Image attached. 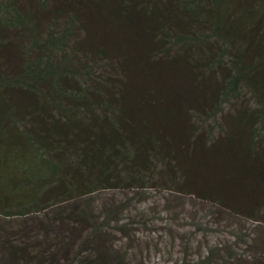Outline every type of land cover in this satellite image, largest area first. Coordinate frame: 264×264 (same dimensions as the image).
I'll list each match as a JSON object with an SVG mask.
<instances>
[{
  "label": "trees",
  "instance_id": "obj_1",
  "mask_svg": "<svg viewBox=\"0 0 264 264\" xmlns=\"http://www.w3.org/2000/svg\"><path fill=\"white\" fill-rule=\"evenodd\" d=\"M154 188L264 227V0H0V264H151Z\"/></svg>",
  "mask_w": 264,
  "mask_h": 264
},
{
  "label": "rangeland",
  "instance_id": "obj_2",
  "mask_svg": "<svg viewBox=\"0 0 264 264\" xmlns=\"http://www.w3.org/2000/svg\"><path fill=\"white\" fill-rule=\"evenodd\" d=\"M5 59L2 56L1 60ZM6 62L9 64L7 60ZM169 195L175 197L168 202ZM98 197L103 198L105 195L101 194ZM137 206L146 208L147 228L139 224L141 232L149 233L143 235L144 243L152 246L156 242V235H160L158 245L160 250L152 254L151 264H173L176 258L184 257V250H190L192 257L201 252L206 254L224 239L234 241V236L243 233L257 236L258 239L264 238V227L259 223L250 221L242 215L221 210L196 197L192 199L191 195H179L154 188L149 191V201H138ZM233 225L237 227H232ZM151 229L159 231L152 232ZM236 230L240 233H236ZM167 231L174 234L173 242L166 241ZM155 247L157 246L153 248Z\"/></svg>",
  "mask_w": 264,
  "mask_h": 264
}]
</instances>
